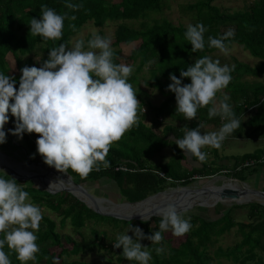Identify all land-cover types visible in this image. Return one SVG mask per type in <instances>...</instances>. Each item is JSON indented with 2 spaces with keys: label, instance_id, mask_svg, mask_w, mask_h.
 I'll return each mask as SVG.
<instances>
[{
  "label": "trees",
  "instance_id": "1",
  "mask_svg": "<svg viewBox=\"0 0 264 264\" xmlns=\"http://www.w3.org/2000/svg\"><path fill=\"white\" fill-rule=\"evenodd\" d=\"M170 1L70 0L71 3L79 5L76 9H70L66 6L65 0H0V72L14 78L17 81L15 87L18 88L19 77L22 75L20 70L24 66H34L31 55L37 50L43 52L44 61L48 58L50 48L57 47L60 43L70 46L72 38L85 25L93 23L96 28H102L108 21H115L117 27L111 40L113 59L115 63L127 61L128 65L133 67L128 80L139 100L138 120L118 141L111 144L106 156L109 167L104 168L101 164L99 170L91 171L83 179L68 169L67 172L73 181L84 183L101 178L112 180L128 203H136L163 192L168 187L189 185L196 177H209L223 171L229 173L226 176L239 181H246L250 175L260 174L259 183H262L264 188L263 146L260 151L258 149L242 157H231L235 159L229 160L232 164L217 167L205 161H198L178 147L175 140L183 137L186 128H194L200 122L214 123L220 127L223 121L219 116L209 119L208 106L198 109L196 118L191 120L184 118L181 113L176 112L175 93L167 89L172 83L170 74H175L179 78L181 70H187L195 59L205 55L211 56L219 51L207 46L209 35L216 37L232 28L235 34L226 42L228 48L233 44L242 45L258 59V62L256 61L255 66H251L236 61L231 73L232 80L223 90L228 93L230 97L228 102L235 117L240 121V127L231 135L244 136L248 130L243 129L247 126L255 131L262 129L261 131L264 132V82L241 81L243 74L264 76V0H251L244 9L234 12L220 10L213 3L215 0H196L184 5L183 10L192 14L194 24L202 22L207 28L204 33L205 48L198 52H192L191 44L185 40L186 26L176 25L164 17V9L169 7ZM41 5H46L66 17L60 40H43L39 36L30 34L28 22L32 17L40 18ZM123 46L132 47L129 55L124 54ZM9 55L16 62V72L11 71ZM141 79L165 97L160 105H153L144 99L147 93L138 89ZM190 82L189 77L182 79V83ZM251 110H255L254 114L249 120H245ZM148 119L149 121L151 119L150 125L146 124ZM14 121L15 117L9 112V121L5 124L8 130L15 127ZM160 127L163 128L161 132L158 131ZM9 133V137L18 138L10 131ZM39 135L35 132H25L20 142L23 144L20 146L25 149L33 163H44L42 156L36 151V140ZM165 148L171 149L169 158L162 154ZM211 148L212 154L218 157L219 148ZM203 151L206 153V149ZM158 156L163 157L164 160H156ZM252 160L257 163L237 169L238 166ZM191 162H199L201 166ZM185 163L188 167L184 165ZM119 165H124L128 170H117L116 167ZM0 176L6 179L12 178L9 173L1 171ZM15 179L16 183L29 193L32 203L39 205L41 209L46 208L54 212L60 218L62 226L69 221L74 231L82 236L80 240H75L69 235L63 236L57 230L56 220L43 214L39 230L36 232V243L39 246L35 258L37 262L54 264L56 258L78 256L95 249L109 250L119 256V261H124L127 259L122 255V246L120 248L113 246L116 236L112 239L108 237L110 230H123L126 226L136 224L146 235L159 230L157 225L151 226L152 221H160L159 217L154 216L146 223L142 220H119L96 213L68 191L53 194L38 188L31 179L28 181ZM236 210L247 211L244 217L248 221L234 218L233 213ZM216 211L221 216L215 220L192 215L190 221L192 227L187 233L179 236L182 240L177 246L174 245L173 238L166 237V232L162 233L164 238L159 245L151 244L146 238L141 239L151 252L149 264H228L222 261L223 258L233 264H264V204L259 202L236 204L225 209L224 212H219L218 207ZM93 222L95 225L100 222L113 224L110 225L109 230L92 228L90 238L83 236L82 229ZM235 228L242 236L240 242L233 246L220 245L222 237ZM64 243L68 245L67 248L64 247ZM55 247L61 248L58 254L53 250ZM157 247L163 249L159 254L155 251ZM4 251L8 254L11 264H20L15 252L8 249L7 245ZM132 262L137 264L135 261ZM62 264H75V262L63 259Z\"/></svg>",
  "mask_w": 264,
  "mask_h": 264
},
{
  "label": "clouds",
  "instance_id": "2",
  "mask_svg": "<svg viewBox=\"0 0 264 264\" xmlns=\"http://www.w3.org/2000/svg\"><path fill=\"white\" fill-rule=\"evenodd\" d=\"M65 4L70 9L79 7L70 0H65ZM65 18L41 5L40 18L32 17L28 22L30 34L43 40H60ZM206 31L202 22L186 25L184 37L192 52L204 50ZM234 34V29L229 28L216 37L209 35L207 46L227 54L226 42ZM113 57L111 37L93 31L87 41L79 38L70 46L60 43L50 48L48 58L39 67H22L18 88L14 78L0 72V144L6 142L4 126L10 112L15 117V127L8 131L19 139L25 132L40 134L36 151L50 167L65 173L71 169L82 179L99 170L101 164L109 167L106 156L110 146L137 123L139 105L128 80L132 65L115 63ZM234 67L205 55L195 59L187 70H181L179 78L169 75L172 83L167 89L175 93L176 112L191 120L196 118L198 109L208 106L209 119L219 116L223 121L218 130L203 133L204 124L200 122L194 128H186L183 137L175 140L180 149L200 162L206 160L203 148H219L240 127L228 102L230 97L223 91L232 80ZM184 77L191 82L182 83ZM157 211L161 216L159 230L146 235L140 227L130 225L126 232L116 235L113 246H122V255L128 261L149 264L151 252L140 243L141 239L159 245L163 232L171 230L172 235L179 237L192 227L186 210L175 203H166ZM42 218L41 207L31 202L29 193L16 179L0 176V264H11L5 245L15 252L20 264L35 261L39 251L36 232ZM148 219L143 216L142 222ZM130 229L135 238L128 234ZM162 250L155 249L157 254Z\"/></svg>",
  "mask_w": 264,
  "mask_h": 264
},
{
  "label": "rangeland",
  "instance_id": "3",
  "mask_svg": "<svg viewBox=\"0 0 264 264\" xmlns=\"http://www.w3.org/2000/svg\"><path fill=\"white\" fill-rule=\"evenodd\" d=\"M195 1L196 0H171L169 7L164 9L163 15H164V17L173 21L174 24H176V25L184 24L186 26L189 23L194 24V19L192 18V14L185 12L183 10V6L187 5L188 3H193ZM250 1L251 0H247V1H243V0H215L213 3L216 6H218L219 9L222 11L234 12L237 10L244 9L246 6H248L251 3ZM158 17H160V16H158ZM116 27H117V22H115V21H108L107 24L102 28H96L93 25V23H89V24L85 25L82 28V30H80L72 38L71 42H74L76 39H79V38H83L85 41H87L90 38L91 33L93 31L97 32L101 36H110L111 40H112L114 35H115ZM123 48H124V50H123L124 54H126V56L129 55L132 47L123 46ZM31 57L33 58V61H34L33 65L34 66L39 67L43 63V52L42 51L37 50L36 53L31 55ZM211 57H213L214 59H219L221 64H228L230 66L231 65L235 66L236 61L248 64L251 66H255V63L258 62L257 58L252 56L249 51L245 50L244 47L242 45H239V44H233L230 48H228L227 54H224L220 51H217V52L211 54ZM8 58L11 61V63H10L11 71L16 72L17 71V65H16V62H14V60H13L14 58L11 55H9ZM121 63L127 64V65L129 64L127 61H121ZM145 72H147V68H145ZM241 77H242L241 81H243V82H246V81L249 83H253L254 81L264 82V76L255 77L251 74H243ZM138 89H141L147 93V96L144 97V99L146 101L151 102L153 105H156V106L160 105L164 101L165 97H163L161 95V93L150 88L144 82L143 79L140 80V85H139ZM226 94L228 95V93H226ZM144 109H146V107H144ZM254 112H255V110H251L250 112H248V114L245 117V120H249L250 117L254 114ZM150 122H151V119H150V121L148 119L146 124L150 125ZM4 128H5V132H6V142L3 144H0V171L8 173L7 170L4 168L5 167L12 168L16 172V173H14L15 174L14 178L21 179L24 181H26V180L28 181L31 179V182H33L36 186H38V188H40V189L44 188L43 190H46L49 193L55 194L54 192H50L48 190L47 187H49V186H46V184L48 182V183H52V184L57 185L58 183H60V181H61L60 179L64 178L63 177L64 175L59 173L57 170L55 171L54 167L45 168V167H41V166L37 165V163H31L25 149L24 148L22 149V147L20 146V145H23L22 143H20L22 140L19 138L9 137L10 133L8 131L7 126H4ZM162 129H163L162 127H160L159 130L157 128V130L159 132H161L160 130H162ZM218 129H219V126H217L216 124L208 123V124H204V128L201 129V133H203V131L211 132V131H216ZM245 129L248 131H247V133H245L244 136L243 135L238 136L235 134L234 135H231V134L228 135V137H226L221 142L220 147L218 149V153L221 155L223 153H225V154L234 153V154L239 156V155H244L247 153H252L258 149L260 151L261 146L264 147V140H263L264 139V132L261 131L262 129L255 131L252 128H250L249 126L244 127L243 130H245ZM238 137H241V138H238ZM258 141H260V142H258ZM204 149H206V160H205V162H211V159L215 158L214 153L212 154L213 149L211 147H205L202 149V151ZM171 153H172L171 149L165 148L162 154L166 158H169L171 156ZM163 155H161V156H163ZM189 156H191V155H189ZM162 158L163 157L158 156L156 160H164ZM215 159H216L215 161L220 162L221 158L216 157ZM242 165H244V164H242ZM37 174L38 175L39 174H45V178L41 179L39 177H34V175H37ZM227 174H229V173L223 171L220 174H215V175L209 176V177H202V178L196 177L191 184L186 185V186L178 185L177 187H168L165 191H163L164 193L168 194L167 198L159 199L157 201H154L153 199H149L148 201H146V203L149 202L148 204H142L143 205L142 211H140V212L142 214L148 216L150 213H152L151 211H157L158 208L164 207L166 203L171 201V199H176L177 201H179V197L185 196L188 194H192V193L196 192V190H199L200 188L210 189L207 192L212 193L211 191H213V193H216L219 198H222V196H220V192L224 191V189L221 190V188H219L222 186V184H225L226 186H229V185H232L235 187L238 186V187H241V189H244L247 186L250 189H260V190L264 191V188H261V184L259 183L261 181L260 174L259 175H255V174L250 175V177H248L246 181H239V180L234 179L232 177L226 176ZM10 175L11 174L9 173V176ZM11 177H13V176L11 175ZM29 177H33V178L29 179ZM228 180H231L234 182H229ZM38 181L39 182L41 181V184H44L46 187L40 186ZM75 182L78 183V181H75ZM211 183H212V185L210 186ZM235 183L238 185H236ZM79 184L81 186H83L85 188V190L92 196L93 200L88 195L89 200H92L91 203L93 205L97 204L99 206V208L104 212H114V213L121 214L123 216H134V214H136V212H138L137 210H131V209L122 210L121 208L116 207V206H119L121 204H129V203L126 200H124V198L121 196L116 183L112 180H109L106 178H101L99 180H89V181H86L84 183L79 182ZM49 188H51V187H49ZM78 190L79 189L77 188V192H78ZM159 193H161V192H159ZM207 195H208V193L205 192V194H203L199 198L200 200H202L200 203H202V202H205V203L199 204V202H198L197 204H192V203H190V202L188 203L186 201V202H184L185 205L181 206L179 209L186 210L185 211L186 217L191 218L192 215H199V216L205 217L209 220H215L216 218L221 216L220 213H218V211H216L217 207L220 210L219 212H224L225 209L237 204L235 202H229V200H228V202L227 201H220L219 202V201L215 200L214 198L206 199ZM155 197H157V196H155ZM235 199H237V198H235ZM79 200H81V198ZM206 201H209V202H206ZM251 202H257V201H251ZM251 202H246V203H251ZM246 203H244V204H246ZM178 205L179 204H177V206ZM90 209H92V208H90ZM135 209H137V208H135ZM144 211H148V212L145 213ZM42 212L45 216H50L52 219L56 220V222L58 224L57 230L63 236L69 235L75 240L81 239L82 236L78 235V233L76 231H74V229H73V227L69 221H67L66 224L62 226L60 223V218L57 217V215L54 212H51L46 208H42ZM246 212L247 211H245V210H236L233 213V216L237 220H243V221L247 222L248 221L247 218L244 217ZM96 213L101 214L99 212H96ZM105 216H108V215H105ZM109 217H113V216H109ZM156 217L161 218V216H156ZM114 218H117L119 220H124V219H120L118 217H114ZM151 219H148V220H151ZM126 221H132V220H126ZM159 222L158 221H156V222L152 221L151 226L152 227H155V225L159 226ZM112 224H102L100 222V224L95 225L93 222V223H90L89 225H87L85 228L82 229V234H83V236L90 238V237H92V234H91L92 228L95 227L98 229H108L109 230V228H111L110 225H112ZM129 226L124 227L123 230H120V229H116L115 231L110 230L109 235H108L109 239H112V237L116 236L118 233L126 232L127 229L129 228ZM136 226L140 227L138 224L133 225V227H136ZM128 234L130 236H133V238H135L134 233L131 231V229L129 230ZM166 237L167 238H173V243L175 246H177L180 243V241L182 240L180 237H176V236L172 235L171 230L166 231ZM241 239H242V236L238 232H236V228H235L230 233L225 234L222 237L219 244L223 245V246H233L237 242H240ZM140 243L142 245H144V243L142 241H140ZM64 247L67 248L68 245L66 243H64ZM53 250L58 254L60 252L61 248L55 247V248H53ZM118 257H119L118 255L113 254L109 250L107 251V250L95 249L92 252L91 251L86 252L85 254H80L78 256L72 255L69 257L63 256L60 259L56 258L55 263L56 264H62L63 259H68L70 262H75V264H80L82 262L83 263H90V264H135L134 262L128 261V260L119 261ZM222 261L224 263L233 264L232 262L227 261L224 258L222 259ZM28 264H46V263H45V261L37 262L35 260L34 262L29 261Z\"/></svg>",
  "mask_w": 264,
  "mask_h": 264
},
{
  "label": "bare ground",
  "instance_id": "4",
  "mask_svg": "<svg viewBox=\"0 0 264 264\" xmlns=\"http://www.w3.org/2000/svg\"><path fill=\"white\" fill-rule=\"evenodd\" d=\"M35 165V164H34ZM50 170V169H49ZM54 170H57L54 168ZM51 171V170H50ZM59 173L63 174L64 178H61L60 180V183H58L57 185L56 184H52V183H48L46 184V186H49L51 187L50 189L54 190V189H57V188H60L61 186L62 187H67V188H71L73 190V192L75 193L76 196H78L79 198L83 199L88 205H90L91 207L94 205L91 203L92 200H89V196L87 193H85L83 190H81L79 187H77L75 184H73L72 182H69L67 181V178L68 176L65 174V172H61L59 170H57ZM229 182H233L231 180H228ZM39 185L42 186V187H46L44 184H41V181L39 182ZM236 184V183H235ZM212 185V183L210 184V186ZM238 185V184H236ZM248 185V184H247ZM246 186V185H245ZM77 188L79 189L78 192H77ZM222 189H224V191H227V190H232V191H238L240 192V196L239 198L235 199V198H232V197H222V198H219L218 195L216 193H213V191H211L212 193L210 192H207L209 191L210 189H206V188H200L199 190H196V192L192 193V194H188V195H185V196H181L179 197V201H177L176 199H171L170 202L172 203H176V204H179L178 205V208H180L181 206L185 205L184 202H190L192 204H197L199 202V204H203L205 202H202L200 203L202 200H200V196H202L203 194L208 193L206 199H211V198H214L215 200L217 201H227L229 200V202H235V203H239V204H243V203H246V202H249V201H262V199L257 196L256 194H251L249 193L247 190V186L244 188V189H241V187H235V186H232V185H229V186H226L225 184H222L221 187H219ZM80 192V193H79ZM223 192V191H222ZM220 192V196H221V193ZM168 193V192H167ZM243 193V194H242ZM157 197L154 196V198H149V199H153L154 201H157L159 199H164V198H167L168 197V194L166 193H161V194H158L156 195ZM224 198V199H223ZM148 199V200H149ZM147 200V201H148ZM177 201V202H176ZM206 202H209V201H206ZM149 203V202H148ZM146 203V201L144 202H141L139 204H121L119 206H116L117 208H121L122 210H128V209H131V210H137L138 212H136V216H144L145 218H149V215H144L142 214L140 211H142V204H148ZM169 203V202H168ZM188 205V204H187ZM137 208V209H135ZM157 208V207H156ZM159 209V208H158ZM119 211V210H118ZM145 213H147L148 211H144ZM152 213H156L157 215L158 214V211H151ZM122 213V212H121ZM124 213V212H123ZM160 216V215H159Z\"/></svg>",
  "mask_w": 264,
  "mask_h": 264
},
{
  "label": "water",
  "instance_id": "5",
  "mask_svg": "<svg viewBox=\"0 0 264 264\" xmlns=\"http://www.w3.org/2000/svg\"><path fill=\"white\" fill-rule=\"evenodd\" d=\"M30 162L33 163L31 160H30ZM37 165H39L41 167H45V168H49L50 167L49 165L44 164V163H37ZM4 169H6L8 173H10L13 177H15V174L14 173H16V172L12 168L5 167ZM34 177H39V178L42 179V178H45V174H39V175L37 174V175H34ZM30 178H33V177H29V179ZM67 181L72 182L73 184H75L77 187H79L81 190H83L85 193H87L90 196V198L93 200L92 196L85 190V188L83 186H81L79 183L73 181V179L71 178L70 175L68 176ZM47 188H48V190L50 192L57 193V192H60V191H68V192H70V193H72V194L75 195V193L73 192V190L71 188L62 187V186L60 188H57V189H54V190L50 189L49 187H47ZM42 189H44V188H42ZM246 191H248L251 194H256L257 196H259L262 199V201H257V202L264 204V191L263 190H260V189H250V188H248ZM161 193H164V192H161ZM161 193H157L156 195L161 194ZM240 194L241 193L238 192V191L227 190V191H223L221 193V196L222 197H229V198L230 197H232V198H238L240 196ZM156 195H154V196H156ZM154 196L152 195V196L147 197V198H145V199H143L141 201H138L136 203H129V204H139L141 202L147 201L149 198H152ZM76 197L78 199H80L78 196H76ZM81 201H83L85 204H87L83 199H81ZM249 202H251V201H249ZM237 204H239V203H237ZM88 206L90 208H92L94 211L101 213L102 215H108V216L118 217V218L124 219V220H142V217H143V216H140V215L139 216H136V215H134V216H123L121 214L114 213V212H104V211H102L99 208V206L97 204H94V207L93 206L91 207L90 205H88ZM153 216H159V215H157L156 213H150L149 214V217H150L149 219H151ZM145 219H148V218H145Z\"/></svg>",
  "mask_w": 264,
  "mask_h": 264
},
{
  "label": "crops",
  "instance_id": "6",
  "mask_svg": "<svg viewBox=\"0 0 264 264\" xmlns=\"http://www.w3.org/2000/svg\"><path fill=\"white\" fill-rule=\"evenodd\" d=\"M228 137V136H227ZM238 138H241V137H238ZM245 155V154H244ZM243 155H236V154H234V153H231V154H225V153H223L222 155L221 154H219L218 153V157H220L221 159H220V162H215V158H216V156H215V158H213V159H211V162H205V163H208L209 165H212V166H214V167H217V166H221V165H228V164H232V161L231 162H229V160H235L234 158H231V157H242ZM217 157V158H218ZM222 160V161H221ZM214 161V162H213ZM192 164H197V165H199V166H201L200 165V163L199 162H191ZM185 166H187L188 167V165L185 163L184 164ZM234 182V181H233ZM261 188H263V185H262V183H261Z\"/></svg>",
  "mask_w": 264,
  "mask_h": 264
},
{
  "label": "built area",
  "instance_id": "7",
  "mask_svg": "<svg viewBox=\"0 0 264 264\" xmlns=\"http://www.w3.org/2000/svg\"><path fill=\"white\" fill-rule=\"evenodd\" d=\"M257 162H255V161H250V162H246L244 165H242V166H238L237 167V169L239 170V169H241V168H243V167H247V166H253V165H255ZM116 169L117 170H123V171H127L128 170V168L127 167H125L124 165H119V166H117L116 167ZM162 176H164V174L162 175Z\"/></svg>",
  "mask_w": 264,
  "mask_h": 264
}]
</instances>
